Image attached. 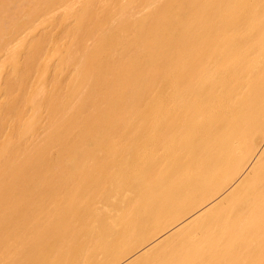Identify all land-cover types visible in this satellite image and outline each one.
Listing matches in <instances>:
<instances>
[{
  "label": "bare ground",
  "instance_id": "obj_1",
  "mask_svg": "<svg viewBox=\"0 0 264 264\" xmlns=\"http://www.w3.org/2000/svg\"><path fill=\"white\" fill-rule=\"evenodd\" d=\"M0 264H264V0H0Z\"/></svg>",
  "mask_w": 264,
  "mask_h": 264
}]
</instances>
